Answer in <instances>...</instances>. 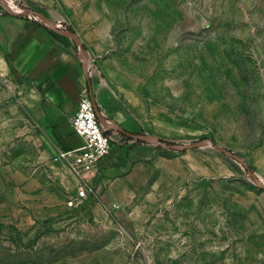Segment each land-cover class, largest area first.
<instances>
[{"label": "rangeland", "instance_id": "rangeland-1", "mask_svg": "<svg viewBox=\"0 0 264 264\" xmlns=\"http://www.w3.org/2000/svg\"><path fill=\"white\" fill-rule=\"evenodd\" d=\"M4 4L77 36L113 143L68 205L60 139L0 73V264H264V0Z\"/></svg>", "mask_w": 264, "mask_h": 264}, {"label": "crops", "instance_id": "crops-1", "mask_svg": "<svg viewBox=\"0 0 264 264\" xmlns=\"http://www.w3.org/2000/svg\"><path fill=\"white\" fill-rule=\"evenodd\" d=\"M55 33L30 18L0 13V73L20 79L25 104L54 131L62 147L74 148L82 138L70 118L81 96L88 94L89 80L72 45Z\"/></svg>", "mask_w": 264, "mask_h": 264}, {"label": "built area", "instance_id": "built-area-1", "mask_svg": "<svg viewBox=\"0 0 264 264\" xmlns=\"http://www.w3.org/2000/svg\"><path fill=\"white\" fill-rule=\"evenodd\" d=\"M101 118L104 123L96 115L89 95L84 93L70 118L71 127L82 138V144L74 148L62 147L58 154V159L63 160L78 178L74 196L68 201L70 206L93 196L92 179L102 159L111 151L113 141L107 131L113 125L104 116Z\"/></svg>", "mask_w": 264, "mask_h": 264}, {"label": "water", "instance_id": "water-1", "mask_svg": "<svg viewBox=\"0 0 264 264\" xmlns=\"http://www.w3.org/2000/svg\"><path fill=\"white\" fill-rule=\"evenodd\" d=\"M4 7L5 9L8 11L9 14H14L13 11H11L5 4H4ZM35 15L41 19L43 22H45L51 29L55 30L56 32L60 33V34H63L69 38H73L76 40L77 43L80 42V40L77 38V36L71 32H68V31H65V30H62V29H58V28H55L53 26V24L43 15L39 14V13H35ZM88 95H89V98L94 106V110H95V113L96 115L98 116V118L104 123L105 121L101 118V115L99 113V110L97 108V105L95 103V100L93 98V95H92V92H91V89H90V85H89V91H88ZM127 136L129 137H135V138H139L140 140H144V141H154L151 137L147 136V135H143V134H132L130 132H125ZM201 143L200 142H196V143H193V144H187L185 145L184 147L185 148H193V147H197L199 146ZM217 149L219 150H223L222 148H220L219 146H216ZM229 156L231 157H234V158H237L234 154H231V153H228ZM241 163L243 164V162L241 161ZM248 173L253 176V173L251 171H248Z\"/></svg>", "mask_w": 264, "mask_h": 264}, {"label": "trees", "instance_id": "trees-1", "mask_svg": "<svg viewBox=\"0 0 264 264\" xmlns=\"http://www.w3.org/2000/svg\"><path fill=\"white\" fill-rule=\"evenodd\" d=\"M121 134L124 135V136H127L126 133H125V131H123V130L121 131ZM127 137H128V138H131V137H129V136H127Z\"/></svg>", "mask_w": 264, "mask_h": 264}, {"label": "bare ground", "instance_id": "bare-ground-1", "mask_svg": "<svg viewBox=\"0 0 264 264\" xmlns=\"http://www.w3.org/2000/svg\"><path fill=\"white\" fill-rule=\"evenodd\" d=\"M7 7H8V5H7ZM9 8V7H8ZM10 10H12L11 8H9Z\"/></svg>", "mask_w": 264, "mask_h": 264}]
</instances>
